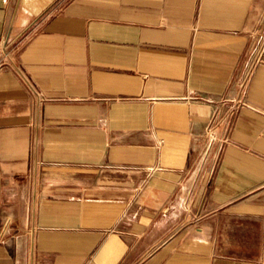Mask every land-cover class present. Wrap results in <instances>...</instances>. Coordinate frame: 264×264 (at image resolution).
<instances>
[{"label":"crops","instance_id":"0c3cea01","mask_svg":"<svg viewBox=\"0 0 264 264\" xmlns=\"http://www.w3.org/2000/svg\"><path fill=\"white\" fill-rule=\"evenodd\" d=\"M0 264H264V0H0Z\"/></svg>","mask_w":264,"mask_h":264},{"label":"built area","instance_id":"2783aa9c","mask_svg":"<svg viewBox=\"0 0 264 264\" xmlns=\"http://www.w3.org/2000/svg\"><path fill=\"white\" fill-rule=\"evenodd\" d=\"M226 102H221V105L225 106ZM243 102L240 100L237 102L238 106H241ZM234 110L228 111L226 114H222L219 108H216L211 116L210 122L206 127L208 133V144L211 145L214 142L225 143L228 139L229 121L234 115ZM218 133L221 135L218 136Z\"/></svg>","mask_w":264,"mask_h":264}]
</instances>
